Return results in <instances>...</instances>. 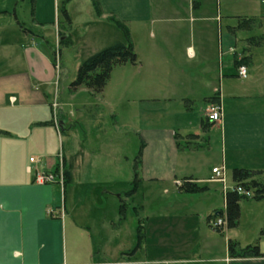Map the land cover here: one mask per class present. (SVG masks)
<instances>
[{
	"label": "crops",
	"instance_id": "crops-1",
	"mask_svg": "<svg viewBox=\"0 0 264 264\" xmlns=\"http://www.w3.org/2000/svg\"><path fill=\"white\" fill-rule=\"evenodd\" d=\"M183 1L187 3L182 5L186 14L176 12L179 4L164 0H95L100 9L97 14L94 0H52L55 9L58 5L61 10L65 8L69 21L53 22L55 39L51 45L45 34L50 22H46L43 12V5H49V0H0V264H264V256H233L228 249L231 238L222 236L224 230L220 234L207 224L206 217L221 208L209 206L203 212L204 228L198 229L196 236L185 241L183 247L173 243L177 235L172 233L169 237L168 231L175 232L174 223L191 219L197 211L171 209L154 215L144 212L145 222L141 224L144 229L138 233V243L119 248L116 254L106 253L101 249L104 241L97 243L94 238V228L105 224L106 216L83 222L77 213L92 193L98 176L107 179L109 174L105 172L112 169L118 173L117 181L125 185L130 183L132 175L124 156L129 138H125L122 130L127 126L119 127L116 137L115 133L78 137L66 133L69 120L65 119L63 103L55 100V85L62 66L58 24L71 31L69 5H91L95 22L111 28L105 34L108 44L119 36L112 18L127 28L129 39L151 24H156L164 37L163 11L167 5L171 10L176 9L174 18H170L172 33L177 32L188 13L193 21L207 23V31L214 21L220 27L223 23L224 31L215 49L209 39V46L204 44V50L198 53L187 47L184 54L190 67H185L179 51L164 52L153 44L147 46L146 55L139 57V63L137 58L138 64H129L138 68L135 71L139 70L136 81H126L130 92H157L139 96L142 102L180 105L181 101L185 102L178 110L180 115L171 118L191 121L177 128L139 127L141 155L133 178L137 177L139 183L176 184L188 177L199 184L200 180L192 176V164L187 156L201 144L208 150L217 146L224 167L259 170L264 174V1L258 0V4L254 0L245 9L243 0ZM212 5H223V10L214 16ZM187 31L192 35L193 25ZM173 38L177 44L179 37L175 34ZM241 65L247 69L244 79L238 75ZM143 66L146 73L140 70ZM147 81L151 83L146 85ZM102 96L106 104L108 101ZM193 101H201L203 106L199 117L191 112ZM211 102L221 107L220 120L215 123L205 118ZM114 113L112 110L111 115ZM191 128L194 131L187 133ZM95 142L97 145L89 148ZM94 152L98 158L92 157ZM181 153L185 158L183 163ZM60 154L63 172L70 170L73 178L69 194L66 187L69 183L65 180L63 185L38 184L33 180L35 171H56ZM110 157L117 162L109 163ZM84 181L86 184L77 190L74 185ZM186 207L193 206L188 204L183 208ZM109 221L111 228H116ZM160 230L167 236L158 242L169 252L167 257L149 261L145 252L143 258L141 250L145 251L147 237L151 239ZM83 233L88 237L87 251L81 250L77 240V235ZM259 250L264 254V247L259 245Z\"/></svg>",
	"mask_w": 264,
	"mask_h": 264
},
{
	"label": "rangeland",
	"instance_id": "rangeland-1",
	"mask_svg": "<svg viewBox=\"0 0 264 264\" xmlns=\"http://www.w3.org/2000/svg\"><path fill=\"white\" fill-rule=\"evenodd\" d=\"M49 1V5H43V12L47 18L45 19L46 22H50V24L45 27L47 30L45 34L52 45L55 39L53 22L55 24L58 19L61 22L64 21L65 18L61 12V5H58V8L55 9L56 6L52 4V0ZM164 1L180 5L179 8L177 7V11L176 9L171 10L172 7L170 5H167L166 9L163 11L165 13L163 17L166 18L163 23L164 37H161L156 24H151L146 27L141 31L140 35H137L135 38H132V36L130 37V41L138 58V63L139 57L142 58V55H146L147 46L152 44L157 49H163L162 51L164 52H172L171 50L179 51L185 67L188 66L184 54L187 47L198 53L200 49L204 50V44H208L209 46L207 41L209 39L211 46H213L214 49L216 48L219 36L224 31L223 23H221L220 27L218 21L215 19L216 21L212 23L209 31H207V23L204 25L203 23L200 24L197 21H193L194 19L188 13L187 16H183L184 22L181 23V25L179 23L180 27H177V32L172 33L173 23L170 21V18H174L173 12L176 11L186 14L187 10H182V5H187V3H184L183 0ZM253 1L254 0H243L244 9L249 7L248 5L251 3H254ZM256 1L260 4L258 0ZM67 7H69L68 13L72 21V23H70L71 31H67L68 28L65 25L58 24V35L62 37L61 41H59L57 36V41L60 43L62 50V66L60 70L58 69L55 85V100L63 103L62 110L65 114V119L69 120L68 126H65L66 133L76 137L85 135H110L111 133H115L114 135L116 137L118 128L124 125L127 126L122 130L124 131L125 138H129V146H125L128 150L124 152V156L127 158L125 160V165L129 162L130 173L132 175L130 183L125 185L117 181L119 176L115 170L109 169L105 172L109 174L107 179L98 176L97 183L93 187L92 193L86 198L84 204L77 209L78 212L76 211L79 219L83 222L85 220L91 222V219L106 216V223L99 224V229L98 227L94 228V238H96L97 243L100 240L104 241L105 245H103L101 249H104L106 253L116 254L119 248L122 250L123 247L127 245H131L132 247L134 242L135 244L138 242V233L141 229H144L142 228L143 225H141L145 222V218L143 217L144 212H147L148 215H154L155 213L170 211L171 209H193L197 211V213L194 214L191 219H179V221L173 225L177 230L175 232L171 230L168 231V234H170L168 235L169 237L172 233L175 236L177 235L173 243H179L183 247L185 241H189L192 237L196 236L198 229L204 228L205 215H203V212H206L209 206L224 210L225 191L232 189L234 185L232 180V168L224 167L221 164V156L217 146H213L208 150V148L206 149L201 144V146L193 148L194 152H188L187 161L192 164L190 166V170L193 174L192 176L200 180L199 185L205 186L202 191L196 193H183L179 191L175 183L140 181V183L138 182L137 184L135 192L127 195L133 187L131 182L134 179L135 158L138 155L142 141L140 135L137 133L138 128L150 127L163 129L173 126L177 128V125L181 123L185 124V122H187L189 124V122H191L189 119L180 120L179 118H171L174 114L176 115L179 112L178 110L181 109V105H184L185 102L183 103L181 101L180 105L177 104V102L140 101L139 96L157 94V92H151L149 90L130 92L125 86L127 83L126 81H128V79L133 80L134 78H138L139 70L135 71L138 68H134L129 64L113 68L110 78L101 93L89 92L85 88H78L77 90L70 89L69 84L74 79L81 61L108 44L109 41L106 39L105 34H107L111 28L109 27L108 29L107 25L95 22V15L91 5H69ZM212 7L214 16L216 15L215 13L218 14L223 10V5H212ZM55 12L57 14L56 16ZM192 25L194 27V33L191 35L192 32L188 33L187 28L188 26L191 28ZM163 30H161V32ZM175 34L179 37L177 44L174 42L175 38H173ZM134 42L137 45H134ZM188 67H190V64ZM140 70L144 73L147 71L144 66L141 67ZM194 70L197 72L196 67H194ZM185 75L186 73L183 76ZM149 76L155 77L152 74ZM133 81H136V79ZM150 83V81H147L146 85ZM180 92L181 91H177V93ZM103 94L108 101L106 104L102 101ZM213 103L218 104L217 102H211L209 105ZM83 105H86L87 108H84ZM191 108V112L199 117L203 109L201 101H193ZM112 110L115 112L114 116L111 115ZM134 114L136 117L133 116ZM177 115L179 116L180 114ZM193 131L194 129L191 128L187 133ZM180 141L182 144L183 140ZM96 145L97 142L92 145L93 147L90 146L89 148H94ZM180 149L182 150V147ZM96 152L93 153L92 157H99ZM180 157L183 163L185 158L182 153ZM113 158H109V163L117 162V160L114 161ZM213 166L220 169L221 178H217L215 174L212 173L211 168ZM85 172H88L87 169H85ZM84 184H86L85 181L74 186L78 190L80 187H83ZM66 187L67 193L69 194V192H71V183L67 184ZM243 194L239 202L240 217L238 225L234 228L225 227L222 236L231 238L240 248L252 245L256 241H258V245H261L263 248L264 238L259 237V231L264 220V202L253 198L251 192ZM188 204H192L193 207L183 208ZM122 205H124V207L121 211ZM109 220L113 221L116 228H111ZM182 221L185 224H183ZM164 236H167V234L160 230L153 234L151 239L147 237L145 241L146 248L145 251L141 250V255L145 252L146 259L149 261L167 257L169 251L163 249L160 242H158L162 241ZM155 237H157V239ZM77 240L80 243L81 250L87 251V234L83 233L81 235L79 234V236L77 235ZM157 242L158 245H156Z\"/></svg>",
	"mask_w": 264,
	"mask_h": 264
},
{
	"label": "trees",
	"instance_id": "trees-1",
	"mask_svg": "<svg viewBox=\"0 0 264 264\" xmlns=\"http://www.w3.org/2000/svg\"><path fill=\"white\" fill-rule=\"evenodd\" d=\"M94 10L97 14H100L99 5L94 0ZM62 15L66 21H69V16L65 8L61 10ZM115 29L118 31L119 36L113 39L109 44L99 49L95 53L84 58L79 64L74 79L70 82L69 87L72 90L78 88H85L93 93H101L110 78L111 71L114 67L119 65L137 64V55L134 51L133 45L129 39V33L127 28L121 24L115 18L110 19ZM249 22V21H248ZM246 21L243 22L244 26ZM22 28V26H20ZM23 31H27L23 29ZM141 147L138 155L135 158V167L140 161ZM65 182H72L71 171L64 170ZM232 180L233 187L230 190L225 191V208L224 210L215 211L206 217L207 224L218 233H222L224 228H234L238 225L240 217V205L239 202L244 195L239 193L237 188H240L243 192H251L252 197L264 202V174L259 170H252L246 168H233L232 169ZM138 184L137 177L132 181V189L127 195L133 194ZM177 184L179 191L183 193H196L202 191L205 186L199 185L198 183L191 181L188 177L182 179ZM124 205L121 206V211ZM123 218V217H122ZM223 218L225 220V227L210 225L211 219ZM259 237L264 238V220L262 227L259 231ZM139 241V239H138ZM138 243V242H137ZM228 249L233 256L248 258V257H259L264 256L259 250L258 241L252 245H247L240 248L236 242L229 241Z\"/></svg>",
	"mask_w": 264,
	"mask_h": 264
},
{
	"label": "built area",
	"instance_id": "built-area-1",
	"mask_svg": "<svg viewBox=\"0 0 264 264\" xmlns=\"http://www.w3.org/2000/svg\"><path fill=\"white\" fill-rule=\"evenodd\" d=\"M264 1V0H262ZM238 75L241 79H244L247 76V69L245 66L241 65L238 68ZM220 114H221V107L220 104L213 103L209 105L206 108L205 111V118L208 122L215 123L220 120ZM59 161L60 165L58 166L56 171H35L33 174V180L35 183L38 184H53V183H59L63 185L64 183V172H63V165H62V156L59 155ZM30 161H33V158L29 159ZM212 173L215 174L217 178H221V172L218 167L212 168ZM179 183V182H177ZM237 191L240 193H249V192H243L240 188H237ZM210 225L212 227L215 226H224L225 227V220L223 218H216L210 220Z\"/></svg>",
	"mask_w": 264,
	"mask_h": 264
}]
</instances>
